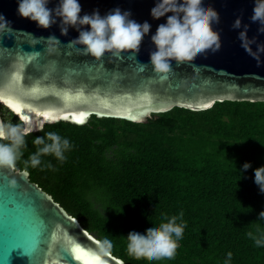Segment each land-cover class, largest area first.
Here are the masks:
<instances>
[{
	"label": "trees",
	"instance_id": "obj_1",
	"mask_svg": "<svg viewBox=\"0 0 264 264\" xmlns=\"http://www.w3.org/2000/svg\"><path fill=\"white\" fill-rule=\"evenodd\" d=\"M6 109V114L2 109ZM3 119L18 117L0 104ZM66 136L72 148L59 162L42 156V165L24 160L43 131ZM26 137L15 169L48 193L99 240L113 241L111 254L126 264H264V245L248 232L264 231V192L254 182L264 165V102L222 101L207 110L174 107L146 122L91 115L83 124L45 123ZM51 161L52 167L44 162ZM244 162H250L243 169ZM183 210L186 221L176 255L153 260L127 250L135 226L158 223L161 213Z\"/></svg>",
	"mask_w": 264,
	"mask_h": 264
},
{
	"label": "water",
	"instance_id": "obj_2",
	"mask_svg": "<svg viewBox=\"0 0 264 264\" xmlns=\"http://www.w3.org/2000/svg\"><path fill=\"white\" fill-rule=\"evenodd\" d=\"M79 2L81 15L94 10L104 15L119 7L128 10L130 18L138 22L147 20L151 28L136 54L126 51L118 58L109 53L94 58L84 54L81 46L67 44L78 35V29L69 27L67 34H61L59 18L48 28L38 27L34 21L18 15V0H0V14L11 23L10 30L0 31V104L19 119L27 116L33 121L63 120L80 125L95 115L142 123L151 114L165 113L174 107L202 111L215 102H264V52L258 65L241 47L237 35L247 24L248 37L264 44V32L257 31L259 22L250 19L254 0H206L219 13V21L212 27L220 34V48L215 52L206 50L193 58L173 57L172 66L165 71H157L145 63L154 48L150 37L167 15L152 18L150 9L156 0ZM57 3L58 0H49L48 7ZM237 16L241 27L233 28ZM50 34L61 42L51 50L47 47L50 42L43 39ZM251 47L255 50L256 43ZM27 57L32 59L29 61ZM21 64L20 79L13 82L12 74ZM32 88L39 92L31 93ZM13 100L31 105L36 111L22 108L17 112ZM45 111L52 116L38 114ZM117 111L124 114H113ZM80 112L87 113L83 122H78ZM133 116L138 118L132 119ZM11 179L15 180L14 185L9 183ZM45 238L43 254L33 258V247ZM98 241L30 181L26 170L0 168V264H83L75 260L71 244H80L96 255ZM61 246L67 255H59ZM104 261L126 264L111 253Z\"/></svg>",
	"mask_w": 264,
	"mask_h": 264
},
{
	"label": "clouds",
	"instance_id": "obj_3",
	"mask_svg": "<svg viewBox=\"0 0 264 264\" xmlns=\"http://www.w3.org/2000/svg\"><path fill=\"white\" fill-rule=\"evenodd\" d=\"M49 0H18L17 13L21 17L34 21L38 27L48 28L59 18L61 34H67L69 27L78 29V35L68 41V45H79L84 54L100 58L105 53L112 57H120L124 52L136 54L140 43L149 32L151 24L145 20L138 22L130 18L128 10L122 11L115 7L104 15L94 10L91 13H81L79 0H58L55 7H48ZM166 15L164 22L157 25L150 40L154 46L149 53L150 63L157 71L168 70L172 66V58H193L206 50L217 51L221 46L220 34L214 30L212 24L219 21V13L215 8L206 3V0H156L150 9L153 19ZM252 21H258L260 27L257 31L264 32V0H254ZM87 25V28L83 26ZM233 28L241 27L239 16L233 21ZM248 25L245 24L238 32L241 47L252 56L259 65L260 54L264 52V44L257 43L255 37L247 35ZM11 29V23L0 14V31ZM50 42L47 47L54 49L61 42L55 35L43 37ZM256 43V49L251 45ZM43 120L0 118V168L9 170L16 167V162L23 155L27 147L26 137L33 131H43ZM32 143L37 145L31 152L25 165L32 167L42 165L43 155H52L57 161L63 162L66 152L72 148V143L66 136H61L57 131H43V135L35 136ZM52 167L51 161L44 162ZM250 162H244L243 169L250 167ZM254 182L259 190L264 192V165L256 167ZM14 185L15 180L9 181ZM259 218L264 219V210L259 212ZM164 217L160 222L147 225L146 230L133 226L127 235V250L136 256H148L153 260L173 258L179 241L183 236L186 221L182 219L183 210L177 214L169 215L162 212ZM256 245H264V231L258 229V234L248 232ZM113 241L105 236L98 241L96 256L99 264H103L104 257L110 254ZM232 252L226 253L223 264H231Z\"/></svg>",
	"mask_w": 264,
	"mask_h": 264
},
{
	"label": "snow or ice",
	"instance_id": "obj_4",
	"mask_svg": "<svg viewBox=\"0 0 264 264\" xmlns=\"http://www.w3.org/2000/svg\"><path fill=\"white\" fill-rule=\"evenodd\" d=\"M26 59L30 61L32 59V57H27ZM22 67H23L22 64L18 65L17 66V71L12 74L13 82L18 81L20 79V71H19V69L22 68ZM30 92L35 94V93L39 92V89L32 88V89H30ZM79 95L80 94L77 93V96H79ZM12 106L17 112H20L22 108H28L31 111H36V109L32 108L31 105L24 104V103L20 102L19 100H13ZM200 106L201 107H206V105H200ZM38 114L44 115L46 117L52 116V113L50 111H45L43 113H38ZM113 114H115V115H123L124 113L120 112V111H117V112H115ZM86 115H87L86 112L78 113V118H79L78 122H83L82 118L84 116H86ZM23 118L27 119L28 117L24 116ZM52 118H54V116ZM131 118L132 119H137L138 117L133 116ZM46 244H47V239L45 238V239H43L40 242L39 246H34L33 247V249H32L33 258H35V256L37 254H40V255L43 254V250H44V247L46 246ZM71 252L74 253L76 261L83 262V264H99V259L100 258L98 256H96V255L90 254L88 251H86L84 248H82L80 244L72 243L71 244ZM59 255L60 256L67 255V252H66V250H65V248L63 246H61L59 248ZM103 264H107V262L104 261Z\"/></svg>",
	"mask_w": 264,
	"mask_h": 264
},
{
	"label": "rangeland",
	"instance_id": "obj_5",
	"mask_svg": "<svg viewBox=\"0 0 264 264\" xmlns=\"http://www.w3.org/2000/svg\"><path fill=\"white\" fill-rule=\"evenodd\" d=\"M2 111H3V113H4V114H6V112H5V111H6V109H5V108H3V109H2ZM3 113H2V112H0V115H1V116H2V115H4ZM2 118H3V117H2ZM6 120H7V118H6Z\"/></svg>",
	"mask_w": 264,
	"mask_h": 264
}]
</instances>
